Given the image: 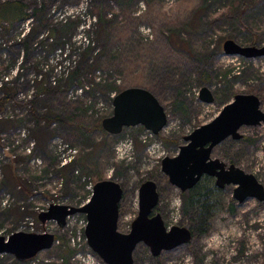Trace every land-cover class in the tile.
Here are the masks:
<instances>
[{
  "label": "rangeland",
  "instance_id": "1",
  "mask_svg": "<svg viewBox=\"0 0 264 264\" xmlns=\"http://www.w3.org/2000/svg\"><path fill=\"white\" fill-rule=\"evenodd\" d=\"M26 2L45 7L49 26L37 25L27 61L14 43L36 23H17L9 34L0 28V87L16 91L0 110V234L50 232L62 238L33 260L0 254V264H106L87 244L80 224L84 213L72 215L64 226L39 219L47 202L82 206L103 179L124 189L119 231H130L139 211V188L149 179L158 185L155 212L166 227H190L179 210L183 191L169 182L162 159L176 156L187 143L184 137L216 118L236 94L258 95L264 111V56L246 58L223 50L227 39L255 45L254 34L257 46H264V0H251L254 5L241 20L236 16L243 0ZM67 17L76 26L61 40L58 33L40 47L35 44ZM40 82L48 89L40 90ZM135 86L155 94L165 107L167 125L158 134L143 125L125 127L117 135L97 128L113 114L115 90ZM203 86L210 88L213 102L201 100ZM175 101L184 109L174 111ZM240 132L242 139L227 138L212 157L227 164L234 160L264 184V124L243 126ZM69 156L77 164L68 175L62 163ZM233 189L228 185L220 193L222 206L207 233L159 256L140 243L135 264H264V202L248 198L239 203Z\"/></svg>",
  "mask_w": 264,
  "mask_h": 264
},
{
  "label": "water",
  "instance_id": "2",
  "mask_svg": "<svg viewBox=\"0 0 264 264\" xmlns=\"http://www.w3.org/2000/svg\"><path fill=\"white\" fill-rule=\"evenodd\" d=\"M223 50L227 55L246 58L264 56V46H242L234 39L225 40ZM200 98L206 103L214 101V95L207 86L201 88ZM113 107V114L101 121L103 130L111 135L137 125L158 134L168 123L165 107L152 91L144 87L123 89L114 97ZM261 124H264V111L260 97L251 93L236 94L216 118L185 136L187 143L180 146L176 156L164 157L161 169L169 182L181 191L190 190L204 176H209L215 179L219 188L233 185V196L239 203L248 198L264 202V184L256 175L234 163L227 164L212 157L214 148L227 138L242 139L240 129L243 126ZM123 195L124 189L119 182L103 179L94 185L90 200L82 206L52 204L47 211L40 213L39 219L42 222L56 220L64 226L69 215L84 213L87 244L106 264H135L134 251L140 243L146 244L153 256H159L163 251L191 242L193 233L190 227L174 225L168 229L161 213L155 212L160 194L157 183L152 179L144 181L139 188V211L130 231H119ZM55 242V234L50 232L16 231L8 237L0 234V254H12L25 261L51 248Z\"/></svg>",
  "mask_w": 264,
  "mask_h": 264
},
{
  "label": "trees",
  "instance_id": "3",
  "mask_svg": "<svg viewBox=\"0 0 264 264\" xmlns=\"http://www.w3.org/2000/svg\"><path fill=\"white\" fill-rule=\"evenodd\" d=\"M33 7H30V4L26 2V0H4L0 1V28L2 29V33L9 34L13 26L17 23H25L27 21H34L36 26L29 27L28 32L22 36L19 41L14 43V46L21 47L25 53V61L28 60V57L31 53V48L33 49V45L35 39L38 37L37 32V25H46L47 28L49 26L47 13H45V7L39 3H34ZM254 5L251 0H243L239 6V11L237 12L236 18L241 20L242 16H245L248 9ZM101 19V18H100ZM71 21L69 17L64 18L58 24L53 25L49 28V32L47 38H42L37 41V46L40 47L44 40H48L51 36H56L58 33L62 34L60 38L62 39L63 33L66 35V32L70 31L69 28H75L76 25H71ZM35 25V24H34ZM69 26V27H68ZM62 32V33H61ZM173 33V32H172ZM175 33V32H174ZM254 42L253 44H258V36L254 34ZM174 35H170V40L173 46L177 49L179 47L175 45V39L173 38ZM34 41V42H33ZM54 45L56 46V42L53 41ZM40 44V45H38ZM60 46H64L61 44ZM180 50V49H179ZM23 58V59H24ZM240 67L237 68L235 71H239ZM73 74L70 76V79L73 81ZM204 82L208 79H202ZM40 90L45 91L48 88L42 85L40 82ZM96 91H98L96 89ZM101 91V90H100ZM1 92H3V96H1ZM120 90H115V95H117ZM102 93L106 95L108 93L107 90H103ZM16 95V91L12 87H7L5 84L0 87V110H2L9 100H13ZM184 109L182 107L181 101L174 102V111H180ZM55 119H60L58 115L54 116ZM53 118H47L50 122ZM97 128L103 130L101 123L97 125ZM105 132V131H104ZM1 133V129H0ZM1 136H0V146H1ZM178 143V140L175 141V144ZM233 163L234 160H231ZM77 162L72 160L69 164H66L63 167L64 171L69 172L74 171V167ZM85 166V164H84ZM86 167L89 165L86 163ZM68 177V176H67ZM68 180V178H67ZM223 188H219L215 184V179L213 177H203L193 188L188 191L181 192V212L186 218H188L190 222V229L192 230L193 236L196 234H205L208 232L210 228V220L212 217L221 209L222 202L219 197L220 193L222 192ZM217 196V197H216ZM159 208V205L156 209ZM232 211V210H231ZM233 212V211H232ZM57 240H60L62 236L55 235ZM33 260V259H32Z\"/></svg>",
  "mask_w": 264,
  "mask_h": 264
},
{
  "label": "built area",
  "instance_id": "4",
  "mask_svg": "<svg viewBox=\"0 0 264 264\" xmlns=\"http://www.w3.org/2000/svg\"><path fill=\"white\" fill-rule=\"evenodd\" d=\"M28 30H29V27H28L27 30L22 34V36H24L25 33L28 32ZM53 83L56 84V80H53ZM86 87H87V86H86ZM83 90H84V88H80V89H78L77 94H81V93L83 92ZM74 158H75V157H73V156H69L68 158L63 159V163H62V164H63V165H66V164L70 163ZM91 187H92V186H91ZM91 190H93V189H91ZM52 204H53L52 202H47L46 206L42 209V212L48 210L49 207H50ZM71 216H72V215H69V216L67 217V219L70 218ZM80 224H81L83 227H86V225H87V219L84 218L83 220H81V221H80Z\"/></svg>",
  "mask_w": 264,
  "mask_h": 264
}]
</instances>
